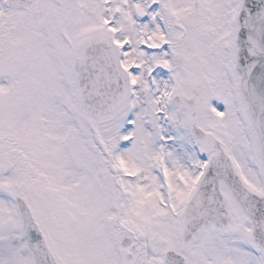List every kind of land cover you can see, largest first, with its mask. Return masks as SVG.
<instances>
[{"label":"snow or ice","instance_id":"6c2138e0","mask_svg":"<svg viewBox=\"0 0 264 264\" xmlns=\"http://www.w3.org/2000/svg\"><path fill=\"white\" fill-rule=\"evenodd\" d=\"M0 264H264V0H0Z\"/></svg>","mask_w":264,"mask_h":264}]
</instances>
